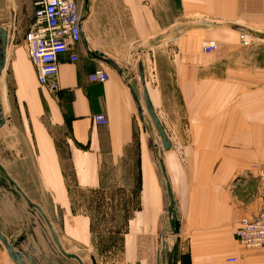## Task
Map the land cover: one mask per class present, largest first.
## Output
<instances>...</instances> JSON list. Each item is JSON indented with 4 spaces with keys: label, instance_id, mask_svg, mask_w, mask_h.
Wrapping results in <instances>:
<instances>
[{
    "label": "crops",
    "instance_id": "crops-1",
    "mask_svg": "<svg viewBox=\"0 0 264 264\" xmlns=\"http://www.w3.org/2000/svg\"><path fill=\"white\" fill-rule=\"evenodd\" d=\"M77 1L84 18L83 41L75 47L77 62H70L67 57L60 59L56 91L39 84L25 44L6 51L0 77V117L5 119L0 128V233L7 239L27 238L28 208L46 214L58 231L57 222L61 223L62 231L71 239L86 237L89 221L73 212L67 171L71 170L80 185H89L91 178L99 176L103 160L122 161L139 144L140 114L127 86L135 91L145 115L139 64L149 99L171 145L174 141L158 108L163 104L161 83L166 91L167 80L178 74L180 88L186 86V98L194 93L195 98H211L218 103L196 104L193 111L197 108L203 119L196 117L195 140L188 141L186 136L178 143L230 147L237 143V136L244 134V141L238 143L259 145L260 151L264 146V36L259 35L263 40L246 47L240 45L238 37L244 30H264V0ZM204 42H215L217 50L194 58L189 55V50L195 48L200 52ZM88 51L112 58L124 70L127 83ZM189 68H194L198 76L209 77H197L198 81L211 82L217 88L202 89L201 94L196 89L188 93ZM96 71H107L109 80L92 83L89 77ZM224 80L232 81L231 89L223 88L229 86V81ZM237 80L254 83L244 91L249 102L246 100L242 107L243 115L237 120L234 106L215 123L208 117H214L215 108L224 107L219 105V98L228 100L240 95L233 89ZM168 96V103L172 104ZM185 97L188 103L189 98ZM188 108L187 104L186 113ZM99 114L108 117L107 126L96 125L94 117ZM185 127L191 128L189 123ZM63 129L65 140H59L57 134L61 132L57 131ZM151 153L152 149L149 158L153 161ZM200 157L235 161L236 154L233 150L220 157ZM144 170L150 171L145 160ZM236 187L228 186L215 208H205L206 200L197 196L182 203L179 235L187 263L264 264V248L245 249L234 237V230L243 219L239 218L244 215V209L235 205V196L233 201L231 191ZM187 191L190 193L191 187L185 190L184 197L189 195ZM259 200L261 204L260 193ZM244 212L250 213L248 209ZM233 258L237 261H228Z\"/></svg>",
    "mask_w": 264,
    "mask_h": 264
},
{
    "label": "rangeland",
    "instance_id": "rangeland-1",
    "mask_svg": "<svg viewBox=\"0 0 264 264\" xmlns=\"http://www.w3.org/2000/svg\"><path fill=\"white\" fill-rule=\"evenodd\" d=\"M34 3L35 0H0V27L7 34L5 48L8 53L12 48L25 44L24 37L34 15ZM251 34L261 35L263 38L264 30ZM203 44L200 52L195 48L189 50V55L193 58L203 55ZM2 48L0 43V52ZM170 77L171 80L165 83L166 91H164V83H161L163 104L159 105L158 113L174 141L172 148L168 151L163 150L164 153L161 152L160 137L150 115L145 111L143 116L153 161L149 158L150 151L145 142L140 117L137 121L139 144H135L122 161L103 160L99 176L91 178L89 185H80L68 168L67 184L73 200V212L85 216L89 221L88 233L86 237L79 235V239H71L64 230L62 231L61 223L57 222L58 231L54 229L51 219L46 214L28 208L30 219L27 238L22 242L14 238L7 239L9 244H16V251L23 252L27 264H93L94 259L96 264H168L170 252L173 253V264H189L186 261V251L183 253L181 250L180 231L175 236L172 234L169 222L170 209L174 208L181 224L183 202L189 200L191 196H197L202 201L206 200L205 208L209 205L215 208L228 186H237L231 194L234 202V196L236 197V207L244 209L242 211L244 215L239 219L252 220L258 217L262 208V199L261 204L259 202V193L261 198L259 177L261 170L264 169V146L260 151L259 145L238 143L244 141V134L237 136V143L230 147L178 143V140H186V136L188 141L195 140L193 137L197 135L196 117L203 119V115L197 114V108L193 111L196 104L204 106L218 104L215 99L201 96L195 98L194 93L191 92L195 89L200 92L202 89H212L217 86L211 82L198 81L197 77L201 79L209 77L202 74L198 76L194 68H189L188 93L191 94L186 98V86L180 88L181 76L179 78L177 74ZM224 81H229V86L223 87L224 82H221V88L231 89L232 81ZM244 81L237 80V86L233 88L240 92L236 98L228 100L219 98V105L224 107L215 108L214 117L209 116V119L219 123L223 116L227 115V109L231 111L234 106L236 111L233 112H236L237 120L243 115L242 107L246 100L249 102V97L244 91L254 84L248 80ZM166 92L171 96L172 104L168 103L170 98ZM184 97L187 100L189 98L188 103H185ZM187 104L191 112L188 108L186 113ZM46 117L44 122L48 121ZM188 123L191 128L186 129L185 125ZM64 131V129L57 131L61 132L57 134L59 140H65L62 134ZM157 146L160 147L157 149ZM158 150L163 153V160L162 158L158 160ZM233 150L236 154L235 161L200 159V156L206 157V155L207 158L220 157L226 151ZM247 157L259 158L247 159ZM143 158L145 163L149 164L150 171L144 170ZM70 163L71 161H68L67 166H70ZM162 167L172 189L173 204L167 194V181ZM189 187L191 191L190 193L187 191L189 195L184 197V192ZM200 187L203 192H200ZM246 209L250 213L244 212ZM236 231L237 229L234 230L235 239ZM63 252L78 257L80 261L65 256ZM9 255V251L0 240V264H18ZM230 260L228 261L231 262Z\"/></svg>",
    "mask_w": 264,
    "mask_h": 264
},
{
    "label": "built area",
    "instance_id": "built-area-1",
    "mask_svg": "<svg viewBox=\"0 0 264 264\" xmlns=\"http://www.w3.org/2000/svg\"><path fill=\"white\" fill-rule=\"evenodd\" d=\"M34 15L25 34L28 56L38 73L41 86L51 91L58 89L60 59L67 57L77 62L75 47L82 42L81 9L77 0H35ZM240 43L246 47L262 40L248 30L240 32ZM217 50L215 42H204L202 51L206 54ZM92 83H106L107 71H96L89 77ZM97 126H107L106 115H96ZM262 210L256 219L242 220L235 233L236 239L245 249L254 250L264 247V169L260 172ZM236 262L237 259H231Z\"/></svg>",
    "mask_w": 264,
    "mask_h": 264
},
{
    "label": "water",
    "instance_id": "water-1",
    "mask_svg": "<svg viewBox=\"0 0 264 264\" xmlns=\"http://www.w3.org/2000/svg\"><path fill=\"white\" fill-rule=\"evenodd\" d=\"M83 20H84V18L82 19V24H83ZM82 41H83V38H82ZM0 43L2 44V47H3L2 50H4V48L7 44V34H6L5 30H3L1 27H0ZM89 54L94 56L96 59L101 60L106 65L110 66L113 70H115V72L119 75V77H121L122 80L125 83H127L125 75H124L125 74L124 70L112 58L102 54L101 52H98V53L97 52H93V53L89 52ZM2 55H3V58L1 57ZM4 60H5V52L1 51V53H0V75H1V70L3 67ZM138 69H139V78H140V81L143 85L142 92H143V100H144V103L146 105V110H147L148 114L150 115L152 122L155 126V129L157 130V133L160 137V140L162 143V148L165 151H168L172 148V145H171V143H170V141H169V139H168V137L164 131V128L162 127V125L159 121L157 114L154 111L153 105L149 99L147 89L144 86L145 79H144V72H143L142 64H139ZM127 86L130 89L131 95H132L133 99L135 100V103H136L137 108H138L137 96L135 94V91H133V89L130 87L129 84H127ZM138 111H139V108H138ZM4 124H5V119L0 117V128L3 127ZM162 151L163 150L161 149V152ZM162 168H163L164 177L167 181V189H168L169 199H170L171 203L173 204L172 189H171V186L168 182L167 176L165 174L164 167H162ZM169 222H170V226L172 229V234L174 236L177 235L180 231V222L178 221L177 213L174 210V208L170 209ZM0 240L4 243L5 247L9 251V254H10V257L12 258V260L17 262L18 264H27L26 261L24 260L23 252L22 251H16V249H15L16 244H13V245L9 244L7 238L5 236H3L1 233H0ZM22 240H23V238H20L18 241L22 242ZM63 254L69 258H73V259L80 261V259L76 256L67 255L64 252H63ZM93 264H96L95 259L93 260ZM168 264H173V253L172 252L169 253Z\"/></svg>",
    "mask_w": 264,
    "mask_h": 264
},
{
    "label": "bare ground",
    "instance_id": "bare-ground-1",
    "mask_svg": "<svg viewBox=\"0 0 264 264\" xmlns=\"http://www.w3.org/2000/svg\"><path fill=\"white\" fill-rule=\"evenodd\" d=\"M240 34V33H239ZM2 51H4L5 52V58H6V48H4V50H2ZM1 53V52H0ZM2 58H3V55L1 56ZM3 68V67H2ZM134 91V90H133ZM136 94V93H135ZM137 96V95H136ZM137 102H138V108H139V113L141 114L140 115V117L142 118V125H143V131H144V136H145V140H146V142H147V145L149 146V150L151 151V148H150V142H149V140H148V138H147V132H146V126H145V123H144V120H143V115H142V109H141V106H140V104H139V101H138V98H137ZM155 127V126H154ZM160 146H162V143H161V145ZM160 146H157V149L160 147ZM160 149H162V150H164L163 148H161L160 147ZM165 151V150H164ZM164 151H163V153H164ZM158 152H159V156H158V160H161V158H162V160H163V153H161L159 150H158ZM168 194V193H167Z\"/></svg>",
    "mask_w": 264,
    "mask_h": 264
}]
</instances>
